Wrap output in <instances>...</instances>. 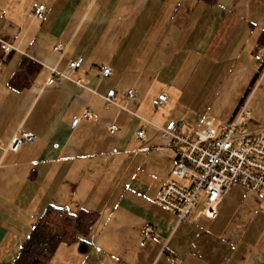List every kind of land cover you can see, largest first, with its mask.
I'll return each mask as SVG.
<instances>
[{
    "label": "crops",
    "instance_id": "0c3cea01",
    "mask_svg": "<svg viewBox=\"0 0 264 264\" xmlns=\"http://www.w3.org/2000/svg\"><path fill=\"white\" fill-rule=\"evenodd\" d=\"M0 45V137L36 136L17 151L0 147V264L14 262L50 207L96 216L81 235L88 248L61 242L49 264H264L257 191L232 186L215 218L200 214L203 194L181 222L156 200L177 161L161 135L169 121L183 120L192 137L247 103L244 124L264 134V0H0ZM53 68L65 77L48 84ZM160 93L167 101L155 108ZM86 109L92 118L73 127ZM148 225L156 232L145 240Z\"/></svg>",
    "mask_w": 264,
    "mask_h": 264
},
{
    "label": "built area",
    "instance_id": "2783aa9c",
    "mask_svg": "<svg viewBox=\"0 0 264 264\" xmlns=\"http://www.w3.org/2000/svg\"><path fill=\"white\" fill-rule=\"evenodd\" d=\"M45 4H39L34 14L42 19L45 14ZM64 44L54 46L56 52L64 50ZM12 49L11 45L6 50ZM264 53V46L260 48ZM83 58L69 62L72 70L82 67ZM112 72L110 67H105L102 74L107 76ZM65 77L64 73L52 69L47 78L48 84L60 82ZM77 81L83 84L84 79ZM128 95L135 97L133 89ZM115 90H110L105 99L111 104L114 100ZM167 101V95L160 93L153 99V106L159 108ZM247 103L242 104L235 116L230 121H224L213 125L207 121L202 128L195 130L194 136L190 137L182 132L183 120H171L161 128V135L168 138L177 148V161L171 170L174 179L165 181L158 193V203L174 211L178 221H186L194 215L195 207L202 199L201 215L207 218H215L218 215L223 195L236 184L257 191L264 198V134L262 130H250L243 119L250 114ZM89 109L83 111L72 121L75 127L82 118H92ZM116 123L107 125L108 132L113 135L118 131ZM138 137L145 139L146 130L139 129ZM36 136L29 131L20 130L15 133L8 144L4 145L0 137V147L17 151L25 142L35 141ZM189 180L188 185H181L178 181ZM155 229L148 225L143 231V238L149 239L154 236Z\"/></svg>",
    "mask_w": 264,
    "mask_h": 264
},
{
    "label": "trees",
    "instance_id": "16d2710c",
    "mask_svg": "<svg viewBox=\"0 0 264 264\" xmlns=\"http://www.w3.org/2000/svg\"><path fill=\"white\" fill-rule=\"evenodd\" d=\"M213 5L217 0H204ZM5 48L0 45V58ZM35 65L31 64L29 70ZM17 73L13 78L21 76ZM95 214L82 209L77 214L66 210L50 207L37 221L33 230L23 243L16 259L12 264H49V260L61 242H79L80 250L88 248V243L81 239V235L88 233L95 219Z\"/></svg>",
    "mask_w": 264,
    "mask_h": 264
}]
</instances>
